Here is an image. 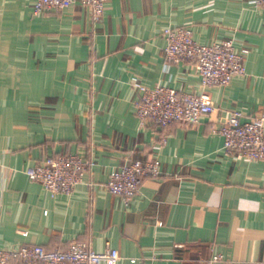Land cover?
I'll return each mask as SVG.
<instances>
[{"label": "crops", "instance_id": "0c3cea01", "mask_svg": "<svg viewBox=\"0 0 264 264\" xmlns=\"http://www.w3.org/2000/svg\"><path fill=\"white\" fill-rule=\"evenodd\" d=\"M250 1L108 0L94 22L80 5L34 15V0H0V248L77 241L117 249V264H264V160L226 155L216 133L235 111L264 113V7ZM170 27L233 39L246 73L206 89L216 110L198 125L142 126L138 85L203 92L193 63L166 61ZM63 154L95 165L52 195L26 170ZM154 158L161 175L129 205L107 190L113 169Z\"/></svg>", "mask_w": 264, "mask_h": 264}, {"label": "built area", "instance_id": "2783aa9c", "mask_svg": "<svg viewBox=\"0 0 264 264\" xmlns=\"http://www.w3.org/2000/svg\"><path fill=\"white\" fill-rule=\"evenodd\" d=\"M108 0H34V15L60 11L73 5L87 7L94 22L105 13ZM255 7H264V0H251ZM165 59L168 63H193L201 79L203 92L199 94L179 92L159 85H138L139 96L135 101L136 116L142 126L166 128L176 123L196 126L216 110L206 89L228 86L233 78L246 73L247 49L237 50L233 39L200 44L188 27H170L164 30ZM243 114L235 111L227 124L216 133L223 138V151L231 156L238 153L249 161L264 160V113L242 121ZM95 161L78 154L49 156L36 162L26 174L52 195H71L83 183L84 174L91 171ZM161 166L157 158L137 159L113 169L105 186L121 197L126 205L139 193L145 178H158ZM121 255L117 249L107 248L96 252L87 242L74 241L67 250H47L41 245L24 244L16 249L0 248V264H117ZM214 254L207 264L223 260ZM135 262L136 259H131Z\"/></svg>", "mask_w": 264, "mask_h": 264}]
</instances>
